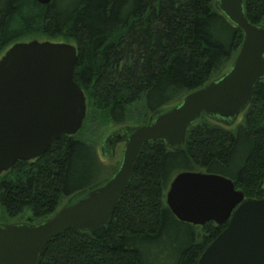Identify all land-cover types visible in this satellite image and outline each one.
<instances>
[{
    "label": "trees",
    "instance_id": "16d2710c",
    "mask_svg": "<svg viewBox=\"0 0 264 264\" xmlns=\"http://www.w3.org/2000/svg\"><path fill=\"white\" fill-rule=\"evenodd\" d=\"M244 3L248 20L264 25V0ZM30 34L74 43L75 81L87 104L118 126L149 119L220 77L244 38L215 0H0V57ZM236 127L202 117L178 151L146 144L109 224L52 239L39 264H198L227 224L180 222L166 194L191 171L224 176L245 198H264V80ZM111 175L92 144L64 135L41 158L0 176V207L38 223Z\"/></svg>",
    "mask_w": 264,
    "mask_h": 264
},
{
    "label": "water",
    "instance_id": "95a60500",
    "mask_svg": "<svg viewBox=\"0 0 264 264\" xmlns=\"http://www.w3.org/2000/svg\"><path fill=\"white\" fill-rule=\"evenodd\" d=\"M34 1L46 6L52 0ZM215 5L244 36L229 69L154 113L146 125L109 136L106 141L113 145L125 143L121 163L109 178L74 195L44 221L0 225V264H39L52 239L108 225L146 144L178 151L202 117L230 128L246 112L264 80V25L248 20L244 0H215ZM77 61L75 45L36 40L15 43L0 58V176L19 161L41 158L54 141L81 130L87 99L75 81ZM166 203L180 222L227 224L198 264H264V198H245L224 176L185 171L171 182Z\"/></svg>",
    "mask_w": 264,
    "mask_h": 264
},
{
    "label": "rangeland",
    "instance_id": "374dc122",
    "mask_svg": "<svg viewBox=\"0 0 264 264\" xmlns=\"http://www.w3.org/2000/svg\"><path fill=\"white\" fill-rule=\"evenodd\" d=\"M33 40H36L39 42H45V41L53 42L51 38H48V36L41 35V34H30L29 36L21 39L20 42H29ZM65 43L74 45L72 41H66ZM11 46L13 45H10L4 49L1 57L6 53V51ZM231 62L232 61L228 62L225 65V69L223 70L222 74H224L229 69V67L231 66ZM132 119L133 118H131V120ZM149 119L140 120L137 116H135L134 121H129L125 125L118 126V125L113 124L111 121L106 119L105 116H102L101 113L96 111L94 108H91L87 104L86 119L83 123L81 130L78 132L76 137L92 144L95 147V150H96V153H97V156L100 162L103 165H105L107 170L110 171V174H113L118 169L121 163L124 148H125V143L124 141H119L112 147H108V146H105L104 141L109 136L113 135L115 132L119 130H123V129L131 130L139 126L146 125ZM243 120H244V114L239 117L236 124L230 127L229 130H235L237 128L236 126H238V124L241 123ZM70 198L71 197L64 199L61 202L60 206L58 207V210L64 207L70 201ZM22 223L36 224V222H33L32 220H30V215L28 213L25 216L20 217V218H10L0 207V225H15V224H22Z\"/></svg>",
    "mask_w": 264,
    "mask_h": 264
},
{
    "label": "flooded vegetation",
    "instance_id": "af4514ba",
    "mask_svg": "<svg viewBox=\"0 0 264 264\" xmlns=\"http://www.w3.org/2000/svg\"><path fill=\"white\" fill-rule=\"evenodd\" d=\"M106 140H107V139H106ZM106 140L104 141L105 146L112 147L114 141H112L111 139H108V141H106Z\"/></svg>",
    "mask_w": 264,
    "mask_h": 264
}]
</instances>
